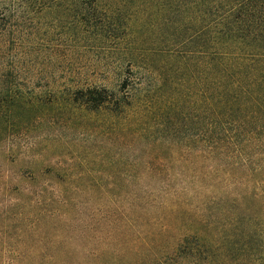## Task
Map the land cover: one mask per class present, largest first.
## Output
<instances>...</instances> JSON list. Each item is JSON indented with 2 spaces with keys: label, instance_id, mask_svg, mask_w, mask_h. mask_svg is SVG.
Segmentation results:
<instances>
[{
  "label": "trees",
  "instance_id": "trees-1",
  "mask_svg": "<svg viewBox=\"0 0 264 264\" xmlns=\"http://www.w3.org/2000/svg\"><path fill=\"white\" fill-rule=\"evenodd\" d=\"M149 4L169 12L174 18L170 26L184 29L191 46L187 54L197 57L199 72V113L191 115L186 134L175 121L171 124L179 113L168 104V158L186 156L189 176L200 180L204 191L199 208L178 211L182 223L169 254L189 264H220L231 253L240 257L224 264H243L238 262L243 256L247 263L264 264V0H0V135L22 112L30 126L59 124L74 111L106 112L115 121L135 125L134 114L148 111L150 101L147 94H137L141 83L135 71L143 64L133 22ZM31 37L42 44H31ZM174 41L168 56L181 54ZM99 57L114 60L117 88L85 76L82 64ZM50 108L56 110L53 118H48ZM192 156L201 166L189 161ZM206 162L212 166L203 172ZM87 194L45 191L43 205L69 208L73 196ZM118 194L103 193L110 202ZM137 206L132 200L125 210L114 203L105 211L108 246L80 254L83 263L73 261L74 244L57 208L51 216L58 222L54 245L60 252L51 259L57 264H119L117 254L108 255L110 245L122 224L133 223L128 212ZM85 230L82 226L79 234Z\"/></svg>",
  "mask_w": 264,
  "mask_h": 264
},
{
  "label": "rangeland",
  "instance_id": "rangeland-1",
  "mask_svg": "<svg viewBox=\"0 0 264 264\" xmlns=\"http://www.w3.org/2000/svg\"><path fill=\"white\" fill-rule=\"evenodd\" d=\"M149 7L146 12L140 10L133 22L143 64L135 71L141 83L137 94H147L150 101L148 111L134 114V126L115 121L106 112L82 111L65 114L59 124L30 126L22 112L17 122L7 124V131L0 135V264H57L51 259L60 252L54 245L58 222L51 216L57 208L64 214L65 233L74 244L70 247L76 257L73 261L83 263L80 254L108 246L104 241L105 211L114 203L125 210L132 200L138 204L128 212L133 223L118 220L121 231L108 255L117 254L119 264H189L187 259L176 262L170 248L182 223L177 218L179 212L199 208L204 191L200 180L197 183L189 176L186 156L180 158L178 153L168 158V120L172 117L168 104L172 102L179 113L169 123L175 121L181 134H186L191 115L199 113L197 57L187 54L191 46L185 41L186 32L180 25H169L174 20L169 12L157 11L153 4ZM177 18L181 20V16ZM172 39L181 54L168 56ZM29 42L42 44L33 37ZM113 64L112 58L99 57L82 65L89 80L112 90L119 79ZM189 65L194 68L192 80ZM55 113L50 108L48 118ZM189 161L201 166L194 156ZM211 166L206 162L202 171L207 172ZM43 191L89 194L73 196L71 206L61 208L56 202L43 205ZM105 192L119 194L110 202ZM82 226L86 230L80 235ZM228 257H223L220 264L240 256L231 253ZM246 258L238 262L251 264Z\"/></svg>",
  "mask_w": 264,
  "mask_h": 264
}]
</instances>
